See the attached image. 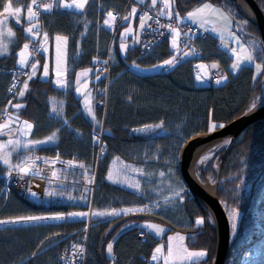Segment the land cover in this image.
Instances as JSON below:
<instances>
[{
	"label": "trees",
	"instance_id": "trees-1",
	"mask_svg": "<svg viewBox=\"0 0 264 264\" xmlns=\"http://www.w3.org/2000/svg\"><path fill=\"white\" fill-rule=\"evenodd\" d=\"M207 1L174 0L175 11L184 15ZM210 1L223 6L227 12H238L233 16L235 24L246 20L230 0ZM257 1L264 11V0ZM9 2L25 11L30 0H0V13ZM56 2L52 0V3ZM127 4L128 0H89L84 12L53 7L50 12L44 13L40 19L43 30L50 37L63 35L69 38L67 85L59 88L52 79L41 78L44 57L40 55L37 74L29 81V88L23 97L19 96V92H9V87L14 71L19 68L18 52L30 36L25 31V19L13 22L11 26L15 36L11 38L8 52L0 54V111H15L19 118L31 121L34 127L29 140H46L55 133L52 141L32 145L14 155V164L22 154L46 158L58 155L63 163L74 160L90 170L93 178L95 175L93 212L145 205L148 211L119 217L92 216L89 225L82 219L0 225V264H64L60 259L63 252L74 243L83 241L87 231L86 264H147L158 240L154 237L147 242L141 240L138 232L144 230L140 224L145 221L161 225L167 233L186 235L190 249H206L207 255L199 264H211L214 258L217 244L215 225L207 208L192 197L183 182L180 155L185 143L209 131L212 123L226 125L248 111L264 89L263 75L256 76L253 66H243L233 74L230 69L233 59L223 49L219 39L210 34L194 39V45L199 49L195 58L182 61L165 73L149 75L134 71L130 65L135 61L139 66H151L165 59L171 50L168 38L146 53L132 46L125 56L121 55L117 42L110 56L107 78L92 82L95 101L99 98L95 90L99 86L108 88L107 104L95 105L96 121H93L84 110L82 98L76 95L77 74L84 68L106 64L112 31L107 29L104 20L108 11L123 13ZM239 32L246 41L255 37L261 42L259 30L250 21ZM255 56L264 65V56L259 49ZM212 61L219 62L229 76L226 83L202 85L197 81L196 63ZM254 76L256 79H253ZM22 88L23 84L19 91ZM53 98L57 108H60V102L63 103L59 114L52 110ZM10 100L12 105L18 103L23 107L14 109L8 103ZM161 120L164 121L163 128L136 131ZM93 136L97 137L95 142ZM7 138L8 135H0V139ZM116 157L143 170L141 189L144 197L140 192L108 181L110 165ZM169 168L172 169L171 179L178 180L173 185L174 190L183 189V201L174 199L169 191ZM197 170L203 180L211 177L217 183V197L226 212L235 209L242 221L252 210L257 187L264 182V120L248 127L233 143L215 149L205 169L198 166ZM7 172L8 166L0 161V220L87 210L85 197L80 203L60 202L54 198L38 201L29 196L22 197L14 190L7 191ZM160 172H164L165 177H160ZM59 173L75 183L49 184V189L54 187L52 190H55L56 196L63 193L62 196L79 197L82 189L77 182L83 177V170L66 169ZM34 181L37 179L31 180L29 189ZM165 196L169 197L170 203H165ZM157 203L159 209L151 211ZM198 217L205 218L203 224L195 223ZM109 242L113 243L111 256L107 253ZM253 249L245 264H261L264 261V239ZM34 252L37 253L35 257L32 256Z\"/></svg>",
	"mask_w": 264,
	"mask_h": 264
},
{
	"label": "snow or ice",
	"instance_id": "snow-or-ice-1",
	"mask_svg": "<svg viewBox=\"0 0 264 264\" xmlns=\"http://www.w3.org/2000/svg\"><path fill=\"white\" fill-rule=\"evenodd\" d=\"M89 3V0H57V2L54 3H38V0H31V3L27 5V20L29 26L27 29H25L26 33L29 34L36 43L39 44L40 48H43L46 52L47 44L49 40L48 33L45 31L43 32V40H39V36L42 30V25L39 22V16L41 14L40 11L36 9H42L44 12H50L53 7L57 8H65V9H72L73 6H75L76 9H84L85 5ZM140 3H143V0H140ZM174 3V0H173ZM152 6H156L157 0H151ZM165 9H168L167 12H165ZM22 12L21 7H13L12 3H7L4 8L3 12L0 13V16H14L16 17V22L19 23L20 21V13ZM137 13V8L133 7L131 9V14L133 15ZM238 12L232 13L225 12L221 8L215 7L213 4L205 2L202 3L199 7L194 8L191 11H188L186 13L185 17H181L179 12L177 11L175 13V19L180 21H187L191 22L193 25H197L199 29H203L204 31L211 30L212 32H215L218 34V37L225 48L229 47V42H234L235 46L231 47V55L233 57V62L231 64V69L233 72H237L241 70L242 66L245 64H250L254 61V52H256L259 49V52L262 56H264V42H258L255 37L248 39L247 43L242 42L241 36L237 34L236 31L233 30L234 27V20L233 16L238 15ZM159 15H167L170 19L173 18V10H172V3H170V0H163V7L160 9V11L157 13V16ZM7 16H5V19H0V54H4L8 52V45L4 42L5 41V33L7 38H13L15 36L14 32L11 28H5L3 27L5 24V20L7 19ZM116 19V16L113 14L112 11L107 12V18L104 20L105 25L111 26L112 22ZM125 20L128 19V17H124ZM152 19L148 15L147 12H144L140 18H139V26L141 29H143L146 26L147 20ZM34 22V23H33ZM158 22V21H157ZM248 21H238L235 24L236 29L239 31H243L244 27L247 25ZM165 27H167L170 30V33L172 35L171 44L173 48H176L179 50V40L181 36V31L178 27H173L172 24H168ZM85 28H87V23H85ZM132 27H128L124 29V32L121 33V36H125L127 33L132 32ZM68 37L63 35H56V81L55 83L57 85L63 86L65 84V80L62 78L65 75L66 69H65V49L68 43ZM29 43H24L20 51L18 52V63L21 66V68L26 67L29 65ZM39 49H37L38 51ZM120 50L126 52L128 50L127 45L123 42L120 44ZM191 53H185V55H189ZM107 63V61H105ZM176 63V57H172L170 59L164 60L163 65H172ZM39 64V61L37 60L35 63L30 64L31 71L24 73L27 75V79L23 83V88L19 91V96L23 97L25 95V91L29 88V81L32 80L33 77L37 74V66ZM133 65L138 67L136 65L135 61H133ZM199 68L203 69L204 65H198ZM211 67L215 68L217 65L214 63L211 65ZM255 68L257 73L261 72L262 64L257 63L255 64ZM89 69L83 70L81 73L77 74V85L76 88L77 93L81 92L80 85V77L84 76L87 77L89 74ZM49 75V65L48 63L43 64V76L47 77ZM97 79L100 77L97 76ZM197 79H202L200 75L197 76ZM222 79H226V77H222ZM253 79H256V76L253 77ZM220 80H217V83H219ZM16 87L15 83H13L9 87V92H12V90ZM87 81L84 82L83 88H87ZM86 99H85V108L87 110V113L92 117L93 121H96L95 113L93 112V109L91 107V101L88 99L90 97V92L84 93ZM9 105H12V101L10 100ZM13 108L19 110L23 107L22 104H14L12 105ZM63 103L60 102V108H57L56 102L53 98V108L52 110L59 114L60 111H62ZM256 104L255 101L252 103V108H255ZM15 121L19 120V117H12L9 116L8 120L5 123L0 124V135L5 134V130H7L8 140L6 142L0 141V161L3 162L4 165L8 166V175L11 176L13 170L17 171L18 173L28 175V174H39L40 169L36 165L37 158L32 157H25L22 160H20L19 163L12 164L11 163V157L13 152L17 151L21 144L24 145L25 148L28 147V145H39L48 143L49 141H52L55 137V133L50 135L46 138V140H28V141H21L18 137L16 139H12V129L10 125ZM67 123V121H65ZM98 123V121H97ZM164 121L161 120L159 123L154 125H144L140 129H136V131H144L147 132L149 130H154L158 128H163ZM225 125L223 123L220 124H211L209 125V132L215 130L217 127L223 128ZM33 124L29 123L27 120H24L22 122V126L16 129V132L19 135L27 136L33 129ZM97 140L96 136H93V141L95 142ZM224 144L230 143L229 140H224ZM9 148H11V151H9ZM210 157L208 155L201 157V163L208 160ZM59 159V156L57 155V160ZM56 161H52V163H55ZM45 163H48L47 160H45ZM143 170L136 169L134 167L124 165L123 168H116L115 170L110 169L108 172V179H116L121 180V177L123 176L122 182H125L128 184L129 187H132L134 189H140V181L130 179L129 175L126 173H142ZM57 173L56 171L52 172V177H56ZM148 175H151L150 173ZM160 177H165L164 172L159 173ZM169 177V191L171 192V195L174 199H177L179 201L184 200V195H182L183 189L180 188L179 190H174L173 185L178 183V180L171 179L172 177V169L169 168L168 172ZM211 179V177L209 178ZM51 182V181H50ZM91 182V181H90ZM214 182V181H213ZM56 192H46V195H56ZM63 195V193H60ZM32 195H36L35 193H32ZM71 198V197H70ZM165 203H170L168 196L164 197ZM155 207L159 208L160 205L157 203ZM148 211V206H142V207H126L122 209H116L112 208L110 210L105 211H95V212H56L51 213L48 215H26V216H17L13 218H9L7 220H0V224H13V223H20V222H31V221H42V220H54V221H60L64 220L66 217H87L89 215L92 216H98V217H105V216H111V217H119L120 215H129L130 213H143ZM237 215V211L235 209L231 212V218H235ZM205 221L204 217H198L195 220V223L197 225L203 224ZM233 230H235L236 225L235 223L232 224ZM142 229H146L149 232L155 233L157 236L162 234L165 229L161 227L158 224L145 222L142 225ZM86 231V230H85ZM145 235V231H141V236ZM195 237H193L194 239ZM176 240L179 243L174 244L173 241ZM185 240V237L182 235L177 234L175 237L169 236L168 237V246H167V254L165 255L162 248L163 246H157L151 256L152 261H163V264H185V262H191V264H199V261L201 258L206 257L207 250H198V251H190L188 247L183 243ZM43 243V242H42ZM73 258H75L76 250H78L79 254L82 256L85 249L82 245L77 244L73 245ZM107 252L109 254L113 253V243L109 242L107 244ZM37 253H32V256L35 257ZM62 261H64V264H70V260L67 257H61Z\"/></svg>",
	"mask_w": 264,
	"mask_h": 264
},
{
	"label": "rangeland",
	"instance_id": "rangeland-1",
	"mask_svg": "<svg viewBox=\"0 0 264 264\" xmlns=\"http://www.w3.org/2000/svg\"><path fill=\"white\" fill-rule=\"evenodd\" d=\"M140 1V0H139ZM161 1V3L163 4V0H160ZM69 2H71V0H69ZM143 2H144V0H143ZM208 3H211V4H213L215 7H217V8H221V9H223L225 12H227L224 8H222L221 6H219L218 4H215L214 2H212V1H207ZM30 3H31V0H30ZM170 3H172V7H173V1L172 0H170ZM87 5L88 4H86L85 5V8L84 9H76L75 8V6H73V8L72 9H68V10H74V11H77V12H84L85 10H86V8H87ZM63 9H65V8H63ZM131 14V12L129 13V16H128V19L126 20V26H124L123 27V29L120 31V42L122 43H124V44H126L127 45V48H130V47H132V46H137L138 44H139V41H140V33H141V28H140V26H139V19L136 17L137 16V14H134V16L133 15H130ZM26 15H27V10H26ZM5 16H6V14H5ZM5 16H3V17H1V19H5ZM181 17H185L186 16V14L185 15H180ZM14 17L13 16H8L7 17V19L5 20V24H4V28H5V30L7 29V28H11L12 29V31L14 32V30H13V28H12V26H11V24L14 22V19H13ZM106 18H107V16H106ZM16 19V18H15ZM247 20V19H246ZM180 22H184V21H180ZM106 27H107V29H109V30H111V31H114V29H116L115 28V20L112 22V24H111V26H109V25H105ZM128 27H132V32H130V33H127L125 36H121V33H123L124 32V29L125 28H128ZM233 30L234 31H236L237 32V34L238 35H240L241 36V40H242V42H244V43H247V41L243 38V36L241 35V33L238 31V29H236V27H235V23H234V27H233ZM208 33H210V34H212L215 38H217V39H219V37H218V34L217 33H215V32H212L211 30H209V31H207ZM15 33V32H14ZM50 38V37H49ZM171 40H172V37H171V39L169 40V45H170V49L172 50V49H176V48H173L172 47V44H171ZM220 40V39H219ZM11 38H7V36H6V33H5V43L8 45V50H9V46H10V44H11ZM262 42V41H261ZM26 43H28V42H26ZM121 43H119V50H120V44ZM221 45H222V47H223V49H225L227 52H228V54L231 56V58L233 59V57H232V55H231V47H233V46H235V44H234V42H232V41H230L229 42V47H227V48H225L224 47V45L222 44V42H221ZM20 51V50H19ZM44 51V50H43ZM45 52V51H44ZM29 53H30V55H29V62L31 61V58H32V53H31V51L29 50ZM46 55H47V61L46 62H44V63H48V65H49V75L47 76V77H44L43 76V70H42V79H50V69H51V64H50V50H47L46 52ZM120 53H121V55H123V56H125L126 55V53H127V51L126 52H124V51H121L120 50ZM188 53V52H187ZM190 53V52H189ZM5 54V53H4ZM179 54V55H178ZM2 55V54H1ZM181 55V53L178 51V52H175V53H173L172 51H170V53L168 54V56L165 58V59H163V60H161V61H159L158 63H156L155 65H151V66H139L138 65V67H136V66H134V65H130L131 66V68H133V70L134 71H137V72H140V73H142V74H145V75H149V74H154V73H158V72H161V71H163V69H164V67H168V69H167V71L170 69V68H173V66L175 67V65L178 63V62H180L181 60L179 59V57L178 56H180ZM172 57H176V63L175 64H172V65H163V61L164 60H167V59H170V58H172ZM189 57H191V54H189V55H185V53L183 54V58H189ZM254 57H255V59H254V61L252 62V63H250V64H245V65H243V66H253L254 67V69H255V75L256 76H260L261 74L262 75H264V65H263V63H261V62H259L257 59H256V56H255V52H254ZM18 59H19V57H18ZM18 59H17V63H18ZM180 60V61H179ZM67 61V46H66V49H65V62ZM54 63H55V65H56V46H55V55H54ZM216 64L217 65V67H215V68H213V67H211V65L212 64ZM257 63H260V64H262V68H261V72L260 73H257V71H256V68H255V64H257ZM204 65L205 67L203 68V69H201V68H199L198 67V65ZM18 66L19 67H21L20 65H19V63H18ZM196 67V78H197V76L198 75H200L201 77H202V79H197L198 80V82L199 83H201L202 85H210L211 84V77H212V75L217 71V70H220L222 67H221V65H220V63L219 62H217V61H212V62H198V63H196V65H195ZM242 66V67H243ZM27 67V66H26ZM23 68H25V67H23ZM85 69H89L90 71H89V74H88V76L87 77H84V76H81L80 77V87H81V92L80 93H77V91L75 90V92H76V95L78 96V97H80V98H82V104H83V107H84V110H85V112L87 113V110H86V108H85V99H86V97H85V95H84V93H87V92H90V97H88V99H90V101H91V107H92V109H93V112H94V110H95V99H94V95H92V82H95V81H100L101 80V78H103L102 77V75L100 74V73H98V70L94 67H88V68H84V69H82V70H80L78 73H81L83 70H85ZM231 69V68H230ZM231 72L233 73V74H236L237 72H233L232 71V69H231ZM97 76H99L100 78L99 79H97L96 77ZM223 77V76H222ZM221 77V78H222ZM226 77V79H222L219 83H216V84H214V85H221V84H224V83H226L227 81H228V78H229V76L228 75H226L225 76ZM262 79H264V77L262 78ZM85 81H87V85H88V87L85 89V88H83V84H84V82ZM66 85H67V65H66V79H65V87H66ZM78 87V85L76 86V88ZM60 88V87H59ZM96 91V90H95ZM262 95V96H261ZM261 95H260V97H259V100H260V98L262 99V98H264V93H263V91H262V93H261ZM99 96H100V101L99 102H101V99L103 100V92H100V94H99ZM259 103V102H258ZM17 104V103H16ZM100 104V103H99ZM15 109V108H14ZM7 118H6V121L8 120V118H9V116H12V117H16L17 116V113L15 112V111H8L7 110ZM88 114V113H87ZM89 115V114H88ZM90 116V115H89ZM91 117V116H90ZM24 120H26V119H21V118H19V120L18 121H15L14 120V122L10 125V127H11V129L13 130L12 131V134H14V136L12 135V139H16L17 137L21 140V141H27V140H29L30 139V137H31V134H32V132H33V129H32V131L27 135V136H24V135H19L18 136V134H17V132H16V129H18L19 127H21L22 126V122L24 121ZM5 121V122H6ZM29 123H32L31 121H29V120H27ZM5 122H0V124H2V123H5ZM33 124V123H32ZM213 124V123H212ZM7 133V130H5V134L4 135H7L6 134ZM9 138V137H8ZM8 138L7 139H0V141H4V142H6L7 140H8ZM22 138H24V139H22ZM26 139V140H25ZM222 145H225L224 143H222V144H220L219 145V148L218 149H220L221 147L220 146H222ZM30 146H32V145H28V147H30ZM27 147V148H28ZM24 149H26L25 147H24V145L23 144H21V146H20V148L17 150V151H15V152H13V154H12V157H11V163L14 165V163H13V159H14V155H16L17 153H19V152H21L22 150H24ZM215 149H217L216 147L215 148H211V149H209L207 152H206V154L205 155H208L209 157H211L212 155H213V153H214V151H215ZM9 151H11V148H9ZM204 155V156H205ZM25 157H32V158H37V157H39V159H37L36 160V165H38L39 163H43V162H45V160H47L48 161V163H46V168L47 169H49V170H47L46 168H45V171L43 170V168L42 169H40V172H39V174H31L33 177H35V179H37V181H34L33 182V184H32V187H30V189H29V191H30V194H28V196L29 197H31L32 199H34V200H38V201H40V199L41 198H55V197H57V196H59V195H46V192H53V190L52 189H54V187L50 190L49 189V184H51V186L53 185H55V184H57V182H54V178L52 177V172L53 171H56V169H57V173H59L61 170H66V169H71L70 167V165H72L71 163L70 164H68V165H66L65 163H63V162H60V160H58V162L59 163H57V162H55V163H52V162H49V160H57V158L55 157V158H46L45 156H41V155H32V156H26V155H24V154H22V155H20V157H19V159L16 161V163H19L20 162V160H22L23 158H25ZM43 160V161H42ZM209 160V159H208ZM208 160H206V161H204L203 163H201V159L199 160V162H198V165H197V167L199 166L201 169H205V166H206V162L208 161ZM15 163V164H16ZM124 165H128V166H131V167H134V168H136V169H141V168H139V167H136V166H134V165H132V164H130V163H127L126 161H124V160H122L121 158H118V157H116L113 161H112V163H111V165H110V169H113V170H115L116 168H123L124 167ZM78 166V165H77ZM38 167V166H37ZM40 168V167H39ZM78 169H80V170H83V167L82 166H79L78 167ZM109 169V170H110ZM85 170V169H84ZM84 170H83V176H84ZM142 170V169H141ZM44 171V172H43ZM46 172H49L48 174L46 173ZM127 175H129V177H130V179H134V180H139L140 181V189H134V188H132V187H129L128 186V184L127 183H125V182H122V180H123V176L121 177V180H116V179H112V180H110V179H108V176H107V179H108V181L109 182H111V183H113L114 185H118V186H121V187H123V188H126V189H129V190H132V191H134V192H140V193H142V177H143V171H142V173H131V172H128V173H126ZM85 175H86V180L88 181L87 183L89 184V185H91L90 183H93L92 182V173L90 172V170H85ZM42 179H41V178ZM210 177H208L207 179H209ZM202 180H203V178H201ZM207 179H205V180H207ZM212 183H214L215 184V182H213V179L211 178V179H209ZM47 181V182H46ZM51 181V182H50ZM82 180H80V182H81ZM91 181V182H90ZM60 184H63V183H60ZM64 185V184H63ZM264 182L262 183V184H260L258 187H257V189H256V191H255V196H254V204H253V207H252V210H251V212H250V214L246 217V218H244L242 221H241V215L240 214H238V212H237V215L235 216V218L233 219V218H231V212H232V210L230 211V212H228L227 214H228V217H229V221H230V225H231V243H233V245H232V248H231V250H230V256H229V259H228V261H227V264H243V262H245V260L246 259H248V257L250 256V255H252V253H253V248L255 247V245L257 244V243H259V242H261L263 239H264V196H263V192H264ZM86 191H85V201H84V205L85 206H87V210H85V211H79V212H89V213H91V212H93V211H91L90 210V204H91V197H92V194H93V192H92V188L90 187H86V189H85ZM62 191H63V189H62ZM54 192H55V190H54ZM29 193V192H28ZM32 193H35L36 195H32ZM20 195L22 196V197H24L25 195H23V194H21L20 193ZM62 196V195H61ZM25 197H27V196H25ZM62 198L63 199H67V200H71L73 203H80V201H79V198H69V196H67V197H63L62 196ZM91 218H92V215H89V216H87V217H66L65 219H69V220H72V219H82V220H91ZM52 221H54V220H42V221H31V222H20V223H13V224H0V225H26V224H32V223H46V222H52ZM145 222H149V221H145ZM144 222V223H145ZM144 223H142V224H140V226L142 227V225L144 224ZM150 223H153V222H150ZM233 223H235V225H236V228H235V230H233V228H232V224ZM240 223H241V225H240ZM159 225V224H158ZM239 225L241 226V228H239ZM161 226V225H160ZM162 227V226H161ZM238 228H239V230H238ZM165 229V228H164ZM144 231H146V232H148L152 237H154L156 240H158V243L155 245V247H154V250H155V248L157 247V246H163V248H162V250H163V252H164V254L166 255L167 254V246H168V237L169 236H172V237H175L177 234H179V235H182V236H184L183 234H181V233H167V231H166V229H165V231L162 233V234H160L159 236H157L155 233H153V232H149L148 230H146V229H144ZM238 231V232H237ZM236 234H239V235H236ZM185 237V236H184ZM173 243L174 244H178L179 242L178 241H176V240H174L173 241ZM187 247H188V245H187V242H186V237H185V240H184V242H183ZM188 249L190 250V251H198V250H193V249H190L189 247H188ZM154 250H153V252H154ZM108 253V252H107ZM153 254V253H152ZM108 255L109 256H111L112 254H109L108 253ZM205 257H203V258H201L200 260H203ZM152 261V260H151ZM154 262H158V263H160V264H163V261L162 260H160V261H154ZM185 264H191V262H185ZM262 264V263H261ZM263 264H264V262H263Z\"/></svg>",
	"mask_w": 264,
	"mask_h": 264
},
{
	"label": "water",
	"instance_id": "water-1",
	"mask_svg": "<svg viewBox=\"0 0 264 264\" xmlns=\"http://www.w3.org/2000/svg\"><path fill=\"white\" fill-rule=\"evenodd\" d=\"M233 1L240 11L255 24L261 34V40L264 42V11L257 0H243L246 2L253 14V18L246 15L240 6L238 0ZM264 120V104L257 108H250L241 116L227 123L223 128H218L211 132H205L200 136L189 140L182 151L180 160V174L184 182L188 185L193 196L201 201L209 211L217 232L216 252L212 264H224L225 258L229 252L231 239V226L226 210L217 197L216 191L213 194L206 191L203 185L195 179L190 171L193 165L196 153L201 147L219 139H230L233 143L248 127L255 122Z\"/></svg>",
	"mask_w": 264,
	"mask_h": 264
},
{
	"label": "bare ground",
	"instance_id": "bare-ground-1",
	"mask_svg": "<svg viewBox=\"0 0 264 264\" xmlns=\"http://www.w3.org/2000/svg\"><path fill=\"white\" fill-rule=\"evenodd\" d=\"M209 1V0H208ZM231 1V0H230ZM144 2L146 3V5L148 6V9L150 10V13H149V15H152V14H155L153 17H152V20H154V22L155 21H158L159 23H158V28H156V29H149V27H148V24L146 23V26L141 30V36H148V35H151V38L153 39L152 40V42H151V50H154V48L158 45V43H159V40H163L164 39V36L165 37H167L168 38V40H170L171 39V37H172V35H171V33H170V30L169 29H166L165 31L166 32H162L161 30H159V29H164V27L162 26L163 24H164V22H166V20H174L175 21V23H177V25L175 26V27H178L179 29L181 28V25L180 24H183V23H185V25H191V29H189L186 33H182V31H181V36H180V42H181V44H179V50H177V49H173V52H178V51H181L182 49V54H184V53H186V52H190L191 53V57H189V58H182V60L183 61H186V60H190L191 58L193 59V58H195V55L194 54H196L197 52H199V49L197 50V48H194L193 47V44L191 43L192 41H194V39L196 38V37H199L200 35H202V38H205V37H207L210 33H208L207 31H204L203 29H199L198 28V26L197 25H193V24H191V22H187V21H184V22H178L174 17H175V13H176V11H175V3H173V7H172V10H173V18H169L167 15H159V16H157V13L160 11V9L163 7V4L161 3V1L160 0H157V4H156V6H152V4H151V0H144ZM231 2H233V1H231ZM258 2V1H257ZM234 3V2H233ZM237 3H238V5L240 6V8L242 9V11L246 14V15H248L249 17H251V18H253V14H252V12H251V10H250V7H249V5L246 3V2H244L243 0H238L237 1ZM235 4V3H234ZM236 5V4H235ZM219 6H221V5H219ZM199 7V6H198ZM222 8H223V6H221ZM236 7L238 8V6L236 5ZM239 9V8H238ZM167 10L168 9H165V12H167ZM240 10V9H239ZM113 12V14L114 15H116L115 14V12L114 11H112ZM181 15V14H180ZM185 15V14H184ZM147 22H151V20H149V21H147ZM162 26V27H161ZM258 29V28H257ZM260 32V31H259ZM114 34H116L117 35V32H115ZM186 34H187V36H186ZM210 35H212V34H210ZM260 36H261V34H260ZM187 37V40H186V43L185 44H183V42H184V39ZM117 39H116V37H113L112 36V38H111V42H110V46H116V44H117V41H116ZM109 54L110 53H112V51H113V49L110 47V49H109ZM170 53V52H169ZM109 60V61H108ZM107 67H108V62H110V58H107ZM180 61V60H179ZM180 62H182V61H180ZM180 62H178V63H180ZM177 63V64H178ZM176 64V65H177ZM175 65V66H176ZM104 67V65L103 66H100V65H98L97 66V68H103ZM174 67V66H173ZM109 68V67H108ZM167 69H168V67H164V69H163V71H162V73H165L166 71H167ZM223 69V68H222ZM222 69H220V70H217L216 72H215V76H219V78L218 79H220V75H221V77L223 76V77H225L226 76V72L224 71V70H222ZM108 71H110V68H109V70ZM198 81V80H197ZM201 84V83H200ZM16 85V87L12 90V92L14 93V94H16V93H18L19 92V88L21 87V83H19V84H15ZM99 90H102V92H103V100L101 99V103H106L107 104V97H108V88H107V86L106 87H100L99 88ZM260 97V96H259ZM259 97L257 98V100L255 101V104H256V107L255 108H257V107H259V106H261V105H263L264 104V98H260V100H259ZM259 102V103H258ZM105 106V105H104ZM251 108V107H250ZM249 108V109H250ZM254 109V108H253ZM255 123H257V122H255ZM218 129V128H217ZM216 130V129H215ZM207 132H209V131H207ZM205 133V132H204ZM244 133V132H243ZM242 133V134H243ZM203 133H200V134H198V135H196V136H200V135H202ZM241 134V135H242ZM240 135V136H241ZM196 136H194V137H192V138H190L189 140H191V139H193V138H195ZM239 136V137H240ZM238 137V138H239ZM238 138L236 139V140H238ZM189 140L185 143V145H184V147H183V149L185 148V146L188 144V142H189ZM224 140H226V139H219V140H216V141H213L212 143H209V144H207V145H205L204 147H201L199 150H198V152L196 153V157H195V159H194V162H193V165H192V167H191V171H190V173H191V175L195 178V179H197L198 181H200V183L203 185V187L206 189V191L207 192H209V193H211V194H213L214 193V191H215V188H216V185L214 184V183H212L209 179H207V180H202L201 179V177H200V175H199V172H198V170H197V165H198V162H199V160L201 159V157L202 156H204L205 154H206V152L209 150V149H211V148H219V145L220 144H222L223 143V141ZM227 140H229L230 141V139H227ZM235 140V141H236ZM221 147V146H220ZM183 149H182V151H183ZM181 154H182V152H181ZM180 160H181V155H180ZM72 164V165H70L71 166V169H78V167L79 166H82L81 164H79V163H77L76 161H70L69 162V164ZM78 165V166H77ZM83 167V166H82ZM84 168V167H83ZM47 169V168H46ZM85 169V168H84ZM47 170H49V169H47ZM47 174L49 173V172H46ZM182 177V176H181ZM54 178V180H55V182H62V183H68V182H70L71 184L72 183H75V182H73L72 180H66L65 178H63L61 175H60V173H57V175H56V177H53ZM94 178H95V175H94ZM183 179V178H182ZM183 182H184V180H183ZM185 183V182H184ZM186 184V183H185ZM91 185H92V192L94 191V189H93V187L95 188V183H91ZM24 186V185H23ZM28 186H29V184H27V186L26 187H22V189H21V194H23V195H25V196H28ZM186 186H187V188H188V191H189V193L192 195V197H194L193 196V194L191 193V190L189 189V187H188V185L186 184ZM264 190V189H263ZM264 193V192H263ZM141 194V196L142 197H144V192H142V193H140ZM24 196V197H25ZM85 196V195H84ZM263 196H264V194H263ZM195 198V197H194ZM196 199V198H195ZM196 200H198V199H196ZM65 202H69V201H65ZM82 202V201H81ZM92 204H93V194H92V197H91V204H90V210L92 211ZM159 208H156V207H154V208H151L150 210L151 211H156V210H158ZM87 222H88V225L90 224V221L91 220H86ZM216 229V228H215ZM139 233V232H138ZM169 234V233H168ZM139 235V237L141 238V240L143 241V242H147V241H149L150 240V238L151 237H148V239H144L143 238V236H141V234L139 233L138 234ZM217 235V234H216ZM185 237H186V235H184ZM85 239H86V244H87V248L85 249V251H84V253H83V255H82V258H81V264H86V262H87V257H88V240H89V234H88V231L86 232V234H85V237H84ZM216 238H217V236H216ZM230 245H231V239H230ZM69 249V248H68ZM216 252V251H215ZM229 252H230V248H229ZM228 252V253H229ZM68 255V257L69 258H73V256H72V254H73V252H72V250L71 251H67L66 252ZM65 253H63V255H64ZM79 254V252L77 251L76 252V255L75 256H77ZM215 255V254H214ZM228 255L229 254H227V256H226V258H225V262H224V264H227V262H226V259H227V257H228ZM152 256V255H151ZM230 256V255H229ZM249 258V257H248ZM149 260H151V257H150V259ZM202 261H204V260H200L199 262H202ZM248 261V259H246L245 260V262H243V264H245L246 262ZM264 262V261H263ZM263 262H262V264H263ZM213 263V260H212V262H211V264ZM158 264H160V263H158Z\"/></svg>",
	"mask_w": 264,
	"mask_h": 264
},
{
	"label": "built area",
	"instance_id": "built-area-1",
	"mask_svg": "<svg viewBox=\"0 0 264 264\" xmlns=\"http://www.w3.org/2000/svg\"><path fill=\"white\" fill-rule=\"evenodd\" d=\"M42 1L43 2H47L48 0H42ZM38 3H40V2H38ZM36 10L39 11V9H36ZM154 15L155 14H152L151 17H153ZM115 16L118 17L117 14ZM158 23L159 22H157V21L154 22V20L151 19V22L148 23L149 29L151 30L153 28L154 29L158 28ZM168 24H172L173 27H175L177 25V23H175L174 20H166V22H164V24L162 25L164 27V29L163 30L162 29H159V30H161L162 32H166L165 30L168 29V28L165 27V26L168 25ZM191 28H192L191 25H183L180 29H181L182 33H186ZM186 36H187V34H186ZM164 38H165V36H164ZM152 40L153 39L151 38V35L143 36L142 49H144V50L149 49L151 47L150 45H151ZM186 40H187V37L184 39L183 44L186 43ZM160 41H162V40H159V42ZM108 67H109V62H108ZM108 67H107V64L104 65L103 70H105V71L108 72V70H109ZM24 73H26V72H21V73H18L17 75H15L12 84L13 83H15V84L21 83L22 80L26 77V75ZM218 78H219V76H213L212 80L213 81H217ZM37 166H38V168L40 167L39 169H42L43 168V170L45 171V168H46L47 165H46V163H42V164H38ZM30 175L31 174L24 175V174H21V173H18V172L13 171L12 174H11V176H9V178H8L9 184H11L19 193H21L22 187H26L27 186L28 178L30 177ZM80 184H82L84 187H92V185H88L85 182V180H82L80 182ZM143 238L146 239V235H144ZM77 244L82 245L84 247V249L87 248L86 240L83 241L82 243H76L74 245H77ZM71 250L73 252V247L72 246L69 249H67V250L64 251L65 254L62 257L69 258L67 256L68 254L66 252L67 251H71ZM77 251L78 250H76V252ZM72 256H73V254H72ZM81 258H82V256L80 254H78L77 256H75V258H69L70 264H81Z\"/></svg>",
	"mask_w": 264,
	"mask_h": 264
},
{
	"label": "crops",
	"instance_id": "crops-1",
	"mask_svg": "<svg viewBox=\"0 0 264 264\" xmlns=\"http://www.w3.org/2000/svg\"><path fill=\"white\" fill-rule=\"evenodd\" d=\"M7 16V14H6ZM8 17V16H7ZM14 17V16H13ZM16 18V17H14ZM21 19H25L26 23L28 24V20H27V15H26V11H24L22 9V12L20 13V20ZM34 23V22H33ZM41 24V23H40ZM29 26V24H28ZM27 26V27H28ZM30 36V35H29ZM49 36V35H48ZM31 37V36H30ZM40 37L42 38L41 40H43V35L41 36L40 34ZM50 37V36H49ZM55 37H50L49 40H48V44H47V49L50 50V64H51V69H50V78L54 81H56L57 77H56V65L54 63V55H55V46H56V40H55ZM44 49L41 48V54L43 55L44 57V60L45 62L47 61V55L46 53L43 51ZM66 65H67V61L65 62V69H66ZM43 78V77H42ZM64 80L66 79V72H65V75L64 77H62ZM56 84V83H55ZM57 85V84H56ZM58 87L60 88H65V84L63 86H60V85H57Z\"/></svg>",
	"mask_w": 264,
	"mask_h": 264
}]
</instances>
